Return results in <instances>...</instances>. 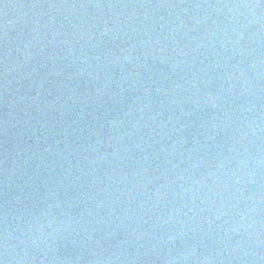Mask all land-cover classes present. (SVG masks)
<instances>
[{
    "label": "water",
    "instance_id": "obj_1",
    "mask_svg": "<svg viewBox=\"0 0 264 264\" xmlns=\"http://www.w3.org/2000/svg\"><path fill=\"white\" fill-rule=\"evenodd\" d=\"M261 3L0 0V264L11 205L79 222L26 264H264Z\"/></svg>",
    "mask_w": 264,
    "mask_h": 264
},
{
    "label": "clouds",
    "instance_id": "obj_2",
    "mask_svg": "<svg viewBox=\"0 0 264 264\" xmlns=\"http://www.w3.org/2000/svg\"><path fill=\"white\" fill-rule=\"evenodd\" d=\"M225 7L229 9H255V6L251 5H236L233 7H228L226 5ZM242 36L243 34L241 33V37ZM54 206L56 208H60L61 202L57 200ZM51 207L52 206L50 205L44 209H41L38 214L33 213L32 210L28 211L27 214H25L19 207H16L15 205L10 206L9 216L11 217V219L6 224L3 239V251L10 261H14L15 264H26L29 258L35 259V256L32 254V252L33 249L37 246L38 242L45 244V249H41V251H44L45 255L51 252L55 257L56 245L60 241L66 239L70 231H75L78 228L77 225L79 224V222L75 221L74 218L68 215L66 212L63 213V218L61 220L56 221L53 218L51 220H48L45 225H41V218L50 213ZM16 213H20V215L18 216L16 215ZM20 217L28 218L23 225L19 223ZM240 226L244 227L242 223ZM45 227L51 229V231L45 233L43 230ZM248 227H251V225H248ZM234 230L236 231L237 228ZM236 250L239 249H234V251ZM195 255L196 249H192L191 251L183 254L185 259ZM55 259L56 258H54L53 260Z\"/></svg>",
    "mask_w": 264,
    "mask_h": 264
},
{
    "label": "snow or ice",
    "instance_id": "obj_3",
    "mask_svg": "<svg viewBox=\"0 0 264 264\" xmlns=\"http://www.w3.org/2000/svg\"><path fill=\"white\" fill-rule=\"evenodd\" d=\"M259 7H260V8H264V0H262V3L259 4Z\"/></svg>",
    "mask_w": 264,
    "mask_h": 264
}]
</instances>
